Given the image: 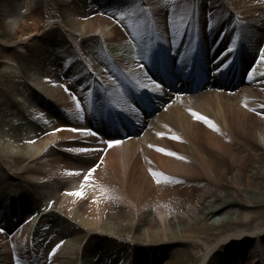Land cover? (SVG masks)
I'll return each mask as SVG.
<instances>
[{"label": "bare ground", "instance_id": "1", "mask_svg": "<svg viewBox=\"0 0 264 264\" xmlns=\"http://www.w3.org/2000/svg\"><path fill=\"white\" fill-rule=\"evenodd\" d=\"M93 1L117 7L98 16ZM42 4L36 25L44 27L37 32L47 30L37 40L47 42L32 43L40 50L23 58V76L0 10V80L25 86L0 85L6 110L20 117L0 119L17 144L11 153L0 147V197L7 193L13 211L0 215V264H22L23 252L26 264H102L108 250L101 244L122 232L138 243L132 257V247H122L115 264H212L221 253L228 255L222 264H264V63L251 52L254 43L264 49V0ZM131 12L138 16L134 28L143 24L137 35L125 27ZM70 63L81 64L80 71H69ZM99 120L111 126L118 145L108 148L114 139L85 134L100 132ZM11 185L18 192H7ZM24 197L41 206L35 227L32 216L18 226L30 216ZM16 199L26 210L18 217ZM57 219L65 225H50ZM79 229L84 233L77 236Z\"/></svg>", "mask_w": 264, "mask_h": 264}, {"label": "rangeland", "instance_id": "2", "mask_svg": "<svg viewBox=\"0 0 264 264\" xmlns=\"http://www.w3.org/2000/svg\"><path fill=\"white\" fill-rule=\"evenodd\" d=\"M134 3H137V1L131 0ZM207 1V0H206ZM32 7H36L37 9L33 12L30 13V8L32 9ZM95 12H97L98 16H103L105 13H113L114 9L117 7L116 4L114 3H110V2H92V6H91ZM177 6H172L170 8V11L173 13V15H176V9ZM5 10L6 11V15L5 17V21L8 24V29L9 34L6 35V40H7V45L9 46V50H16L17 53H14V60L18 65H21L22 68V72H21V76H23V72L25 74L24 71V63H22V60L25 56H27L29 53L34 54L36 50H40V46H44L45 42H47V40L45 39V37L43 39H41L42 41L39 42L37 40V37H42L43 33L46 32L47 27L44 28L41 32H37L38 28L40 27H44L43 23L41 22L40 24L36 25V21L37 19L39 20V18H42L45 14V6L42 4V0H8L5 1L3 3H1L0 5V10ZM136 13H129L128 16L126 17L125 20V27H127L130 31H134V33L137 35L139 33V30L141 31V29H143V24L142 26L140 25L138 28H134V20H136ZM138 17V16H137ZM12 32V33H10ZM58 33V32H57ZM243 36V34H242ZM54 37L57 38L59 37L57 34H54ZM33 42H38V44H41L40 46H37L35 48H31V45ZM49 44V42H48ZM145 51V50H144ZM12 52V51H10ZM57 55L59 57L63 56V52L61 50H59L57 52ZM94 57V56H93ZM77 56L74 57V59L71 61L75 62L77 60ZM257 58V57H256ZM70 63L69 65V71H73L74 72H78L81 69V64H76V68H74ZM95 63V64H94ZM94 63L89 62V64L94 65V66H98L97 61H94ZM93 67V66H92ZM24 82L20 81L19 79L17 81H4L1 82L0 80V85H13L16 88H22L25 87ZM10 96L18 99V100H23L24 98L20 95H17L15 93H10ZM26 102H33L34 99L32 97H27V99H25ZM6 103L9 104V101L7 100V97H5V95L3 93H0V115L2 117H0L1 121H3L4 119L7 121V119H11V118H20L18 116H15L11 110H6L8 104L6 105ZM4 120V121H5ZM10 121V120H8ZM22 121V120H21ZM4 124V123H3ZM3 124L0 125V147H3L4 151H8V152H14L17 150V144L16 145H12V141L13 138L10 136V131L8 132L6 129H3ZM97 125V124H96ZM6 128H8L7 126H5ZM84 131L86 129L81 128ZM96 135H98L96 133ZM99 136V135H98ZM102 139V138H100ZM2 154H4V152H0V160H2V158H4V156H2ZM8 157V156H7ZM10 159V158H9ZM78 166V165H75ZM16 182H19L18 179H16ZM23 184H26L27 186H29V188H32V185L27 184L26 182L22 181ZM17 187L15 185H11L8 187V189L6 190L8 192L9 189H16ZM7 193H5L4 196L0 197V208H1V204H4V200H5V196ZM24 202L26 203L27 206H29V208L31 209L30 212L33 213V215H36L40 209V205L37 204H33V201L31 202L29 198L25 197ZM38 205V206H37ZM61 223V224H60ZM57 224H60L61 226L65 225L64 220L62 219H57V221L51 222L50 225L52 226H57ZM25 225V224H24ZM47 225V224H46ZM45 226H42L43 228H46ZM55 228V227H54ZM84 232L82 230H78L77 233H75V235L79 236L81 234H83ZM70 234V233H69ZM124 235V233L122 232L119 236L118 239H120L122 236ZM72 235H67L66 236V241L72 242ZM46 238H43V241H45ZM43 243V242H42ZM111 244V242L109 243H102L101 246L103 248V250L105 248H108L109 245ZM41 246V245H39ZM252 246V245H250ZM264 247V245H262ZM248 251L250 250V247H247ZM246 249V250H247ZM249 253V252H248ZM23 260L21 261L22 264H26L27 258H26V254L25 252H23ZM167 256V255H166ZM165 258L162 257V259ZM101 263L102 264H106L105 262H103L102 258H101ZM161 261L158 262V264H160ZM163 263V262H162ZM236 264V263H234Z\"/></svg>", "mask_w": 264, "mask_h": 264}, {"label": "snow or ice", "instance_id": "3", "mask_svg": "<svg viewBox=\"0 0 264 264\" xmlns=\"http://www.w3.org/2000/svg\"><path fill=\"white\" fill-rule=\"evenodd\" d=\"M233 49H229V51H232ZM147 55H148V53L147 52H145L144 53V56H145V58H147ZM259 60H260V62L261 63H264V49H261L260 50V56H259ZM138 66L141 68V69H143L144 68V65H143V63H142V60H140V61H138ZM256 71V69L255 68H253V69H251L250 71H249V78L251 79V78H254L253 77V74H254V72ZM261 77H264V72H262L261 74ZM155 86L157 87V88H159V87H161V84L159 83V82H156V84H155ZM67 91V90H66ZM72 99L73 100H77V97H75L74 95L72 96ZM77 109H79L80 108V104L79 103H77ZM262 107H264V106H262ZM193 116L197 119V120H201V121H203L204 123H206V124H208L209 125V127H212V128H214L215 126L210 122V121H208L206 118H204L203 116H199V115H197L196 113H193ZM64 129H60V128H57V129H55V131H63ZM68 131H71V132H80L81 130L80 129H78V128H71V129H68ZM85 134H87V135H90V136H95V133H93L91 130H88ZM173 139H176V137H173ZM34 142V141H33ZM120 143V141H108L107 142V147L108 148H112V147H114L115 145H118ZM69 151H83V149H80V150H76V149H69ZM169 155H174L173 153H169ZM91 173H89V175H90ZM86 179H87V177H86ZM70 195H82V193H70ZM61 247V245H56V248H54L53 249V251H52V253H49V255L51 256V255H53L55 252H56V250L58 249V248H60Z\"/></svg>", "mask_w": 264, "mask_h": 264}]
</instances>
